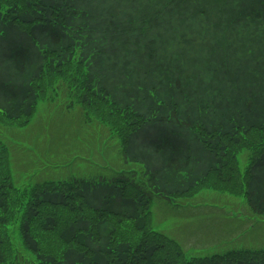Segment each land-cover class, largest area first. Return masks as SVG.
I'll list each match as a JSON object with an SVG mask.
<instances>
[{
	"label": "trees",
	"instance_id": "16d2710c",
	"mask_svg": "<svg viewBox=\"0 0 264 264\" xmlns=\"http://www.w3.org/2000/svg\"><path fill=\"white\" fill-rule=\"evenodd\" d=\"M130 1L132 10L141 13L128 9L126 0H112V3L107 0H0V114L5 122L24 125L33 98L22 86L18 97L16 87L3 79L2 69L7 76L9 72L24 80L38 72V63L42 66L53 63L61 78L72 67L74 71L77 68V79L70 81L69 74L68 81L63 80L74 88L80 80L78 88L88 102L87 112L90 108L96 110V105L91 98L93 79L85 74V67L100 75V84L128 85L124 70L113 75L120 56L121 67L128 63L129 52L136 49L147 50L153 59L155 39L162 38L153 32L155 37L138 45L134 42L135 33L139 35L153 22L155 25L151 27L164 26L168 31L169 13L186 2L161 0L159 8L142 11L139 3ZM259 1L264 16V0ZM199 13L205 15L204 10ZM220 14L223 15V7ZM262 15L257 14L255 18ZM241 20V13L237 12L231 25ZM226 31L220 27L216 45L209 42L203 45L207 66L202 72L190 73L193 69L187 66L184 54H166L158 60L155 69L144 70L157 71L159 78L173 82L174 91L189 95L187 107L171 101L170 110L163 113L160 106L154 105L153 88L145 91L140 87L144 92L136 95L120 88L122 94L119 91L118 96L128 106L140 96L147 107L135 115L113 103L119 109L115 116L121 114L122 123L115 119L108 122L109 137L129 143L135 140L131 134L144 131V127L152 129L158 121L173 119L178 123L175 131L164 130L162 141L153 146V156L135 154L133 162L142 165L140 172L131 167L113 174L110 179L42 182L25 193L11 183L7 153L0 143V264H264V254L250 251L186 259L172 240L155 233L148 225L147 206L153 196L172 202L170 194L193 191L210 174L222 178L223 174L216 169L219 155L225 151L236 157L241 148L232 138L245 137L246 131L264 126V25L255 24L247 30L239 46ZM120 49L123 52L116 53ZM102 59L109 63L110 74L105 72ZM9 85L11 91L4 95ZM85 87L89 88L85 90ZM103 87L99 96H112L110 89ZM168 94L172 96V92ZM94 116L105 121L100 114ZM193 116L200 121L196 122ZM181 128L196 130L198 139L202 138L198 150L202 146L208 152L206 161L188 151L195 143L182 146L177 142L176 133ZM261 140L264 141V135ZM257 153L264 150L253 151L248 159L243 194L254 215L262 217L264 154L258 162L254 161ZM164 155L166 159L158 164ZM122 156L132 159L129 152Z\"/></svg>",
	"mask_w": 264,
	"mask_h": 264
},
{
	"label": "rangeland",
	"instance_id": "374dc122",
	"mask_svg": "<svg viewBox=\"0 0 264 264\" xmlns=\"http://www.w3.org/2000/svg\"><path fill=\"white\" fill-rule=\"evenodd\" d=\"M159 1L161 0L134 2L139 3L143 11L159 8L161 5ZM184 1L186 2L183 5L175 7L169 13L171 23L168 31H165L164 26L151 27L155 25L153 22L139 35L135 33L134 42L138 45L145 43L149 37H155L153 32L162 37L155 39L154 50L151 51L153 59L149 57L147 50L136 49L129 52L128 63L121 67L120 56L113 75L119 74V70H124V74L128 76L129 86L106 82L100 84V75L94 69L84 68L85 74H89L93 79L90 89L96 110L92 108V111L90 108L87 112L85 106L88 102L84 100L83 91L78 88L81 85L80 80L77 81L78 86L75 88L73 84L63 80L65 78L68 81L69 74L70 81L74 77L77 79V68L74 71L72 67L71 71L61 78L56 74L53 63L51 66H42L38 63V72L25 77L24 80L9 72L7 76L6 71L1 70L3 79L16 87L18 97L21 96L22 86V89L27 90L29 96L33 98L31 112L24 125L5 122L4 116L0 114V143L7 153V170L15 188L29 193L33 185L46 181L61 182L71 178L96 180L99 177L110 179L115 174L114 171H127L131 167H135L138 172L142 171V165L133 162L135 154L153 156V146L162 141L165 136L162 135L165 133L164 130L175 131L178 123L173 119L158 121L152 129L144 127V131L137 130L131 134L135 140L129 143L118 137L108 139V133L111 132L108 122L115 119L116 122L122 123L121 114L115 116L118 107L113 103L118 104L122 108L120 110H127L135 115L141 114L147 107V103L140 96H136L138 99L128 106L127 102L118 96L120 88L124 87L134 94L144 92L139 90L140 87L145 88V91L153 88L156 92L152 98L154 105L160 106L163 113L170 110L171 101L187 107L189 95L183 91H174L173 82L168 83L159 78L157 71L148 73L144 70L147 67L155 69L158 60L166 54L176 56L184 54L187 66L193 69L189 72H202L207 66L203 45L205 42L216 45L220 37L218 36L220 27H223L224 32L227 30L226 33L236 39L235 45L239 46L244 42L247 30L253 28L255 24L264 25L262 2L259 0ZM107 3H112V0H107ZM126 7L132 10L130 0H126ZM221 7L223 15L220 14ZM199 10H204L205 15L201 16ZM135 12L141 13L140 10ZM237 12L241 13L242 20L231 25ZM257 14L262 16L255 18ZM227 38L224 36V39ZM122 52V49L116 51L118 54ZM64 56L67 58V55ZM103 58L107 59V55H103ZM106 59H102L106 66L105 72L108 71L110 74ZM103 86L110 89L112 96L104 98L99 96V90H104ZM8 87L4 95L11 91V86ZM87 88L89 87H85V90ZM188 88L191 90L190 86ZM169 91L172 92L171 97ZM95 114L104 116L105 121L95 117ZM179 116L181 112L178 113ZM196 118V122L200 121L199 117L193 116V119ZM196 133L195 129L191 132L181 128L176 133V140L182 146L195 143L188 151L206 161L208 152L202 146L198 150V143L201 144L202 138L198 139ZM263 135L264 126H261L252 132L246 131L245 137L232 138L234 144L240 145L241 148L236 157L225 151L219 155L216 169L223 174L222 178L210 174L206 181L193 191L170 194L171 204L153 196L147 206L150 228L172 240L186 259L208 258L229 251L264 254V216L254 215L243 194L245 166L253 151L264 150V141L261 140ZM180 138H183L181 143ZM127 152L132 153V159L129 157L123 159L122 155ZM263 154L257 153L254 161L261 162L259 159ZM166 156H162L157 161L158 164L165 160ZM127 162H131V165Z\"/></svg>",
	"mask_w": 264,
	"mask_h": 264
}]
</instances>
